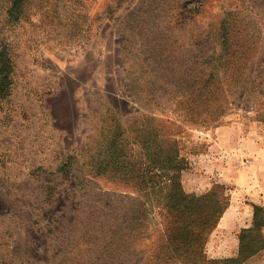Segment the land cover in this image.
Segmentation results:
<instances>
[{"label": "rangeland", "instance_id": "rangeland-1", "mask_svg": "<svg viewBox=\"0 0 264 264\" xmlns=\"http://www.w3.org/2000/svg\"><path fill=\"white\" fill-rule=\"evenodd\" d=\"M10 6L0 0L12 58L0 264H264L244 213L216 232L238 166L224 154L221 168L220 147L249 156L264 142V0H26L19 21ZM223 127L231 139L216 142ZM156 153L177 157L181 190L197 198L188 211L165 207L174 174L154 176Z\"/></svg>", "mask_w": 264, "mask_h": 264}, {"label": "crops", "instance_id": "crops-1", "mask_svg": "<svg viewBox=\"0 0 264 264\" xmlns=\"http://www.w3.org/2000/svg\"><path fill=\"white\" fill-rule=\"evenodd\" d=\"M228 130H230L228 127L217 130L214 138H217L219 135V139L216 142L222 143V138L225 137ZM225 138H227L228 141L231 139L228 138L227 135ZM220 149L219 156H222V158H220L222 162L221 168L223 164H228L224 161V154L229 155L228 157L232 164L235 161L237 162L236 164H238L235 170L232 168L233 165L231 166V170L228 171L227 169L228 177H226L225 180L232 184L234 191L231 192L233 196L231 203L223 213L217 225L216 232L222 234L226 232L231 233L236 230L237 220L242 218V213L247 216L243 229L253 227L254 206L264 207V142L262 146L256 147V150H253L249 156L242 150L243 152L237 151L236 154L231 157V147L225 150L220 147ZM244 160L247 161L246 164ZM240 199L245 201L242 202ZM239 234V232L235 233V238L238 239V242ZM262 234L264 235V227L262 229Z\"/></svg>", "mask_w": 264, "mask_h": 264}, {"label": "trees", "instance_id": "trees-1", "mask_svg": "<svg viewBox=\"0 0 264 264\" xmlns=\"http://www.w3.org/2000/svg\"><path fill=\"white\" fill-rule=\"evenodd\" d=\"M26 0H11V6L8 7L7 16L8 18L19 21L21 19V15L23 14V5ZM222 43L221 46L228 47L230 44L229 37L226 34H222L221 37ZM12 58L8 54V52L0 51V92L1 94L7 95L8 87H9V78L12 72ZM212 77V75L210 76ZM209 83V80L206 84ZM193 105L197 106L200 105L201 95H195L193 98ZM218 120V117L216 119ZM112 152H115L114 157L115 161L119 159L120 156H117L118 149L112 148ZM159 149V153H160ZM101 156V155H99ZM179 162L177 161V157H170L169 155L165 158H161L156 153L155 160H152L151 166L153 167L154 176L161 181L163 178H167L168 175L174 174L171 178L170 186L173 189V192L165 199L166 204L165 207L169 210L180 212V210L188 211L191 207H193L194 203L197 202V198L195 196L190 197L183 194L181 190V185L179 183V177H175V174L178 173V166ZM108 169V165H105V160L98 159L97 165L95 166V170L97 174L104 175ZM115 171L119 172L122 171L120 168L115 167ZM134 172V171H133ZM132 170H129L127 173L132 174ZM228 207V203L220 210V214L218 216V221L222 217L223 213ZM213 215H208L204 222L201 223L200 227L202 230H211V217ZM216 223V222H215ZM218 223V222H217ZM210 224V225H209ZM264 227V207L254 206V218H253V227L250 229L251 231H257L258 233H262V229ZM242 241V238H241ZM242 243V242H241ZM243 246V245H242ZM259 246L256 248V252L259 251Z\"/></svg>", "mask_w": 264, "mask_h": 264}]
</instances>
